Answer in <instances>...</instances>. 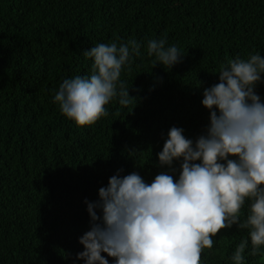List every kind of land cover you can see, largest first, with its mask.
<instances>
[{"label": "trees", "instance_id": "16d2710c", "mask_svg": "<svg viewBox=\"0 0 264 264\" xmlns=\"http://www.w3.org/2000/svg\"><path fill=\"white\" fill-rule=\"evenodd\" d=\"M165 35L183 55L171 70L147 54V40ZM130 39L141 56L121 79L137 105L116 98L107 117L77 126L54 102L59 85L91 74L84 52ZM255 53L264 56V0H0V264H85L76 258L91 225L85 201L118 172L151 183L169 171L157 166L169 130L195 142L210 124L204 89L222 64ZM256 92L264 101V82ZM247 236L222 230L203 264H233ZM250 250L249 238L245 264H264V249Z\"/></svg>", "mask_w": 264, "mask_h": 264}, {"label": "clouds", "instance_id": "9594fccd", "mask_svg": "<svg viewBox=\"0 0 264 264\" xmlns=\"http://www.w3.org/2000/svg\"><path fill=\"white\" fill-rule=\"evenodd\" d=\"M166 45V35L149 39L147 54L155 57L154 67L171 70L183 55L177 46ZM83 54L94 61L91 74L64 79L54 96L65 117L91 127L109 115L107 106L116 98L124 108L137 105L121 74L125 66L131 71L134 56H141V43H100ZM217 75L219 82L203 91L201 103L210 112L205 132L194 142L182 128L169 130L157 154V166L169 171L151 183L137 171L118 172L99 189L97 201H85L91 225L79 240L84 251L77 259L109 264L106 254L115 264H203L204 251L214 249V237L233 226L248 234L231 256L233 264H245L249 238L248 255L261 254L264 101L256 86L264 82V56H236ZM137 152L143 153L134 150L130 156ZM176 161H182L178 178L172 174Z\"/></svg>", "mask_w": 264, "mask_h": 264}]
</instances>
